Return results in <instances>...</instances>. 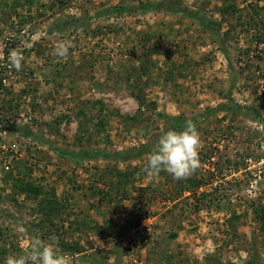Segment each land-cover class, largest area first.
<instances>
[{"label": "rangeland", "instance_id": "obj_1", "mask_svg": "<svg viewBox=\"0 0 264 264\" xmlns=\"http://www.w3.org/2000/svg\"><path fill=\"white\" fill-rule=\"evenodd\" d=\"M186 120L199 168L149 178ZM33 237L73 264H264V0H0V264Z\"/></svg>", "mask_w": 264, "mask_h": 264}, {"label": "clouds", "instance_id": "obj_2", "mask_svg": "<svg viewBox=\"0 0 264 264\" xmlns=\"http://www.w3.org/2000/svg\"><path fill=\"white\" fill-rule=\"evenodd\" d=\"M70 45L59 42L56 54L67 57ZM22 54L13 49L8 55V62L20 71ZM200 134L192 120H186L183 130H168L160 136L153 151L147 157L143 172L149 177L159 176L161 171L167 172L176 180L186 179L192 175L200 164L199 159ZM4 264H73L71 254L59 251L52 238L44 241L33 237L28 247L21 255H9Z\"/></svg>", "mask_w": 264, "mask_h": 264}, {"label": "trees", "instance_id": "obj_3", "mask_svg": "<svg viewBox=\"0 0 264 264\" xmlns=\"http://www.w3.org/2000/svg\"><path fill=\"white\" fill-rule=\"evenodd\" d=\"M144 8H147V6H145ZM175 120H176V121H179V120H182V119L179 118V117H176ZM85 154L91 155L92 152L87 150V151H85Z\"/></svg>", "mask_w": 264, "mask_h": 264}]
</instances>
